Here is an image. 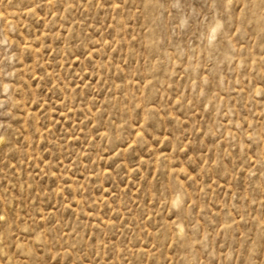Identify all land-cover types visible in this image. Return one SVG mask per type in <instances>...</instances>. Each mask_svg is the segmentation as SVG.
I'll return each mask as SVG.
<instances>
[{"label":"rangeland","instance_id":"obj_1","mask_svg":"<svg viewBox=\"0 0 264 264\" xmlns=\"http://www.w3.org/2000/svg\"><path fill=\"white\" fill-rule=\"evenodd\" d=\"M0 264H264V0H0Z\"/></svg>","mask_w":264,"mask_h":264}]
</instances>
